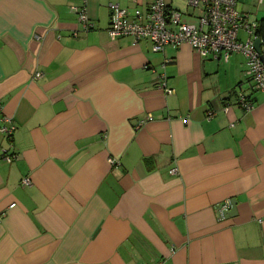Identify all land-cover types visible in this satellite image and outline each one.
<instances>
[{"label": "crops", "instance_id": "crops-1", "mask_svg": "<svg viewBox=\"0 0 264 264\" xmlns=\"http://www.w3.org/2000/svg\"><path fill=\"white\" fill-rule=\"evenodd\" d=\"M150 1L0 0V105L17 126L0 132L17 155L0 158V264H264V89L240 53L109 36V3ZM236 1L264 16V0Z\"/></svg>", "mask_w": 264, "mask_h": 264}, {"label": "built area", "instance_id": "built-area-1", "mask_svg": "<svg viewBox=\"0 0 264 264\" xmlns=\"http://www.w3.org/2000/svg\"><path fill=\"white\" fill-rule=\"evenodd\" d=\"M196 22H189L183 18L182 11L172 8L166 0H151L144 9L134 7L132 9L121 7L118 3L108 4L110 10V22L107 32L111 38L120 36L131 37L133 42L148 40L153 52H162L166 46L176 47L186 43L199 52L203 57L219 58L223 55L226 59L229 54L240 53L246 60V75L253 87L264 89V48L255 47V29L257 21L251 20L248 14L237 8L236 0H188ZM69 10L77 14L80 22L86 29L91 28L88 15L84 6L70 5ZM243 30L247 37L242 39L239 32ZM145 67H148L146 65ZM40 71L34 76L40 77ZM157 87L165 95L173 93V88L166 84L165 75L157 80ZM236 103L244 109L252 106V101L243 94L236 97ZM215 112L207 110V118H211ZM149 115L140 120L137 128L144 122L151 120ZM17 126L9 115L2 112L0 105V132L11 139ZM15 152L1 150L0 158L6 162H12L16 158ZM111 165H117L116 158L109 157ZM31 183L28 177L21 179L22 185ZM14 203L10 205L12 207ZM230 202L226 200L218 205L217 210L223 215L229 208Z\"/></svg>", "mask_w": 264, "mask_h": 264}, {"label": "trees", "instance_id": "trees-1", "mask_svg": "<svg viewBox=\"0 0 264 264\" xmlns=\"http://www.w3.org/2000/svg\"><path fill=\"white\" fill-rule=\"evenodd\" d=\"M255 35L261 39V43L264 48V16L257 20Z\"/></svg>", "mask_w": 264, "mask_h": 264}, {"label": "water", "instance_id": "water-1", "mask_svg": "<svg viewBox=\"0 0 264 264\" xmlns=\"http://www.w3.org/2000/svg\"><path fill=\"white\" fill-rule=\"evenodd\" d=\"M260 46H261V39H260L259 37H257V38L255 39V47H256L257 49H259ZM262 59H263V61H264V58H262ZM233 207H234V204H233ZM233 207H232V208H233Z\"/></svg>", "mask_w": 264, "mask_h": 264}]
</instances>
